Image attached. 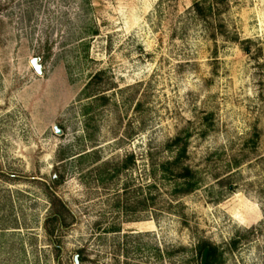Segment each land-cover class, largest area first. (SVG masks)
Wrapping results in <instances>:
<instances>
[{
	"label": "rangeland",
	"instance_id": "rangeland-1",
	"mask_svg": "<svg viewBox=\"0 0 264 264\" xmlns=\"http://www.w3.org/2000/svg\"><path fill=\"white\" fill-rule=\"evenodd\" d=\"M197 1L0 0V264H185L200 239L264 264V0H229L215 38ZM187 136L180 196L152 163Z\"/></svg>",
	"mask_w": 264,
	"mask_h": 264
},
{
	"label": "trees",
	"instance_id": "trees-1",
	"mask_svg": "<svg viewBox=\"0 0 264 264\" xmlns=\"http://www.w3.org/2000/svg\"><path fill=\"white\" fill-rule=\"evenodd\" d=\"M228 3L229 0L197 1L191 8L190 13H192V15L202 23L205 30L211 33V36L215 38L218 34L217 32H219L217 28L215 29V26L219 24V27H225L224 23L221 22V17L225 12ZM221 34L225 36L226 33L225 31H221ZM235 40H237V38ZM101 75L102 73L97 74L94 79L99 78ZM103 94V92L99 93L95 96L96 98L94 100H107V97ZM188 140V136L186 138L178 137L171 143L169 148L171 152L175 151V157L172 160L160 164L152 163V176L157 179V176L161 175L163 179L174 181V190L176 194L180 196L190 195L196 192L200 187L198 173L185 164L188 154ZM108 164L109 163H106L105 166H108ZM135 164L136 159L134 155L127 157L120 167L116 168L114 176L118 177L122 173L128 172ZM156 184L155 180L151 187H155ZM53 208L54 209L45 221L44 229L46 234L52 240V243L55 244V233L58 231H66L70 228L71 223H69L70 211L63 200L56 198V200L53 201ZM115 230L116 229H112L113 233L118 232ZM233 245L236 247L237 242L233 243ZM180 250L190 252L191 254L185 264H224L225 254L206 239L198 240L190 251L185 247H181ZM168 251L166 252L168 258L175 257L177 252ZM159 253L161 254L160 249ZM86 260V257L81 255L80 262L84 263Z\"/></svg>",
	"mask_w": 264,
	"mask_h": 264
},
{
	"label": "water",
	"instance_id": "water-1",
	"mask_svg": "<svg viewBox=\"0 0 264 264\" xmlns=\"http://www.w3.org/2000/svg\"><path fill=\"white\" fill-rule=\"evenodd\" d=\"M32 65L39 75H43V66L41 65V59L40 58L34 59L32 61ZM57 132L60 134L58 129H57ZM76 262L79 264V257H77Z\"/></svg>",
	"mask_w": 264,
	"mask_h": 264
},
{
	"label": "bare ground",
	"instance_id": "bare-ground-1",
	"mask_svg": "<svg viewBox=\"0 0 264 264\" xmlns=\"http://www.w3.org/2000/svg\"><path fill=\"white\" fill-rule=\"evenodd\" d=\"M243 222H246L244 219L242 220Z\"/></svg>",
	"mask_w": 264,
	"mask_h": 264
}]
</instances>
